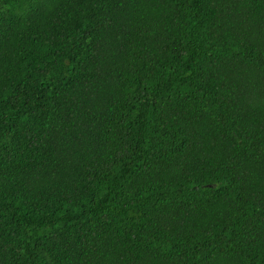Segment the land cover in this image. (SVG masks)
Masks as SVG:
<instances>
[{
  "label": "trees",
  "instance_id": "1",
  "mask_svg": "<svg viewBox=\"0 0 264 264\" xmlns=\"http://www.w3.org/2000/svg\"><path fill=\"white\" fill-rule=\"evenodd\" d=\"M0 264H264V0H0Z\"/></svg>",
  "mask_w": 264,
  "mask_h": 264
}]
</instances>
